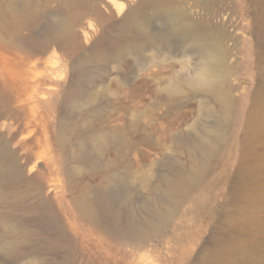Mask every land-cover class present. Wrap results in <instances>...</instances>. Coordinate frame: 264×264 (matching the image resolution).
<instances>
[{
	"label": "rangeland",
	"instance_id": "1",
	"mask_svg": "<svg viewBox=\"0 0 264 264\" xmlns=\"http://www.w3.org/2000/svg\"><path fill=\"white\" fill-rule=\"evenodd\" d=\"M138 1L102 0L98 16L89 14L78 28L76 41L80 50L90 48L101 35L110 33ZM220 1L225 12L217 18L193 8L191 0L185 7L208 25L223 24L230 36L226 46L233 107L226 121L218 111L211 118L203 114L199 105L207 98L202 94L187 91L183 97L168 96L165 88L171 82L167 80L171 67L159 69L151 65L150 53L123 58L118 71H110L111 81L106 88L99 86L93 92H83L84 100L93 94L87 105L76 102L65 107L62 99L72 69L59 47L51 46L39 59L32 60L30 65H37L27 74L29 92L20 98L13 96L9 86L23 69L0 60V95L8 94L0 97V142L6 137L15 146L25 140L35 141L31 165H35L36 179L43 184L44 199L57 210L66 242L73 247L71 254L79 256L75 264H264V0ZM52 5L45 23L55 28L61 12L54 9L55 3ZM151 16L154 28L171 31L168 16ZM171 43L172 54H179L178 38L172 37ZM103 68L109 70L107 66ZM183 69L174 68L175 73L189 72ZM37 72L42 75L34 77ZM22 105L18 117L13 116L12 109ZM130 119L137 120L142 129L128 128ZM92 122L119 129L121 134L118 143L108 149L112 164L103 162L91 171L100 172L104 181H113L114 195L131 192L142 201L146 199H142L145 197L136 177L149 168L147 164L151 163L154 173L162 174L174 172L179 164L185 167L188 159L178 140L190 143L204 125L226 123L205 174L181 206L173 225L142 248L125 246L119 252L103 230L94 229L78 217L70 203L82 179L68 178L65 159L73 149L74 139ZM60 125L67 138L64 149L57 140ZM129 162L133 164V177L125 172ZM12 200L13 197L0 199V259L6 255L7 243L19 236L17 227H25L21 218L25 221L29 217L19 206L29 210L37 203L33 196L17 206ZM147 202L146 215L152 210ZM77 245L84 254L79 253Z\"/></svg>",
	"mask_w": 264,
	"mask_h": 264
},
{
	"label": "bare ground",
	"instance_id": "2",
	"mask_svg": "<svg viewBox=\"0 0 264 264\" xmlns=\"http://www.w3.org/2000/svg\"><path fill=\"white\" fill-rule=\"evenodd\" d=\"M191 1L193 8L213 18L225 12L220 0ZM101 2L0 1V60L5 59L4 63L12 62L23 69L9 86L14 97L27 96L30 88L27 74L33 71L37 63L33 67L30 64L51 46H57L65 53L72 69L62 99L63 107L76 102L87 105L93 94L89 93V98L84 100L81 96L83 92H93L99 86L106 88V83L111 81L110 71H118L123 58L137 53H150L153 56L151 65L159 69L171 67L172 73L167 79L171 82L165 88L168 96L183 97L187 91L202 94L207 100L199 106L207 118H211L216 111L221 113L225 121L229 118L233 101L228 87L230 69L226 43L230 36L223 24L208 25L204 19L194 18L191 10L185 7L187 0H139L113 26L110 31L112 36L105 33L90 48L81 51L76 41L78 28L89 14L98 16ZM54 3V9L61 12L55 28L45 23ZM155 13L170 18V32L151 25V15ZM172 37L178 38L179 54L170 51L173 48ZM103 66L109 67V70ZM176 66L187 69L189 74L179 71L175 73ZM41 75L42 72H37L34 77ZM7 96L6 92L0 95L1 98ZM22 107L12 109L11 114L18 117ZM62 116H65V112ZM136 121L130 119L127 127L142 129ZM225 129V122H210L195 133L190 143L178 140L188 162L185 167L176 165L174 172L154 173L151 163L147 164L149 168L136 177L145 197L142 199H146L142 201L131 192L114 195L113 181H104L100 172L91 171L103 162L106 165L112 164L108 149L114 142L118 143L121 130L100 127L98 122L90 123L86 131L74 139L73 149L65 159L68 178L82 179L73 190L70 199L72 208L88 225L102 229L108 241L114 243L119 252L125 246L142 248L153 237H158L173 225L181 206L205 174ZM66 139L60 125L57 140L62 149ZM34 142L25 140L15 146L12 139L7 137L0 142V199L13 197L14 206L31 196L37 199L35 206L29 210L19 206L20 211H26L29 217L25 221L21 218L25 227H17L19 236L7 243L6 255L0 259V264H75L79 256L71 254L73 247L66 242L67 237L60 225L57 210L44 199L43 184L36 179L38 173L35 165H31ZM125 172L129 177L134 176L132 163L127 164ZM148 200L152 210L146 215ZM74 249L84 254L78 245V250Z\"/></svg>",
	"mask_w": 264,
	"mask_h": 264
}]
</instances>
